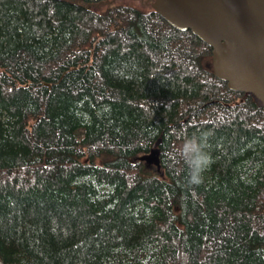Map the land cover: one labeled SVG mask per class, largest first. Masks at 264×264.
<instances>
[{"label":"trees","instance_id":"trees-1","mask_svg":"<svg viewBox=\"0 0 264 264\" xmlns=\"http://www.w3.org/2000/svg\"><path fill=\"white\" fill-rule=\"evenodd\" d=\"M148 8L0 0V264H264V109Z\"/></svg>","mask_w":264,"mask_h":264},{"label":"water","instance_id":"water-1","mask_svg":"<svg viewBox=\"0 0 264 264\" xmlns=\"http://www.w3.org/2000/svg\"><path fill=\"white\" fill-rule=\"evenodd\" d=\"M151 6L208 45L214 76L264 109V0H155ZM159 154L155 146L140 160L159 168Z\"/></svg>","mask_w":264,"mask_h":264},{"label":"clouds","instance_id":"clouds-1","mask_svg":"<svg viewBox=\"0 0 264 264\" xmlns=\"http://www.w3.org/2000/svg\"><path fill=\"white\" fill-rule=\"evenodd\" d=\"M204 149L202 137L193 135L185 140L177 153L188 167V182L190 184L195 185L201 182L202 174L211 162L209 154Z\"/></svg>","mask_w":264,"mask_h":264},{"label":"rangeland","instance_id":"rangeland-1","mask_svg":"<svg viewBox=\"0 0 264 264\" xmlns=\"http://www.w3.org/2000/svg\"><path fill=\"white\" fill-rule=\"evenodd\" d=\"M155 0H114L115 3H124L148 10Z\"/></svg>","mask_w":264,"mask_h":264}]
</instances>
